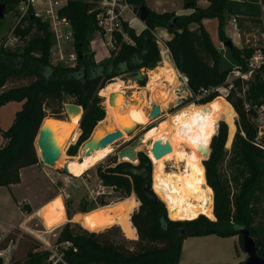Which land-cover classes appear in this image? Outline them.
<instances>
[{
  "label": "trees",
  "instance_id": "1",
  "mask_svg": "<svg viewBox=\"0 0 264 264\" xmlns=\"http://www.w3.org/2000/svg\"><path fill=\"white\" fill-rule=\"evenodd\" d=\"M198 1L201 0H184L186 8L193 10L189 16L151 11L145 22L147 29L139 34L125 22L123 30L134 44L126 43L124 36L116 33L114 40L117 51H113V59L102 66H96L87 55L89 38L99 31L97 11L90 0H68L60 12L72 23L78 55L75 67L53 65L51 49L54 42L48 25L32 15L24 17L15 31L17 36L29 38L23 50H3L0 40V108L9 102H24L13 126L3 133L5 145L0 149V187L20 184V170L39 164L36 138L40 126L47 117L65 120L67 103L80 106L84 111L80 123L81 135L79 137L78 131L79 139L68 151L70 156H77L80 147L89 140L95 127L106 118L100 91L109 84L122 81L114 80L116 78L124 80L128 74L141 69L155 70L157 63L161 62L160 48L152 34L157 27L166 29L171 35L166 45L177 69L188 77L192 91L197 93L201 89L225 84L232 69L223 68L221 54L203 20H218L220 42L226 43L225 13L233 10L232 3L228 0H208L210 7L205 11L197 9ZM128 2L139 16L145 0ZM3 4L6 5V15L18 8L20 0H0V5ZM3 20H0V35ZM21 23L27 24L25 29L20 28ZM229 48L237 66L247 72V61L254 49H239L233 44ZM78 73L82 78H78ZM94 74L98 75L93 77ZM137 83L140 87H145L147 81ZM239 88L241 89L240 85ZM263 96L264 84L259 83L249 99L254 104L262 105L264 101L258 98ZM218 98V95H212L200 104L207 105ZM69 100L71 101L68 102ZM228 100L243 121L246 139L239 137L233 156L237 161L233 177L236 194L231 199L228 181L223 177V148L227 141V126L220 121V115H217L213 126L214 136L218 123H221L217 135L212 137L213 141L211 139L210 156L204 162L205 158L201 160L206 184L214 192L215 220L200 215L190 221H172L166 205L152 188V160L143 152L138 154V165L127 161L118 162L116 158L113 167L106 170L98 168L100 180L105 187L114 188L120 193L121 201L133 194L140 200L129 198V210L119 211L110 229L117 230L124 224L129 225L138 239L131 243L119 241L108 233H95L107 230V226L101 230L102 222L93 232L82 229L78 224L73 227L69 222L58 238V243L72 244V247L63 252V260L67 264H180L183 244L187 238L207 235L238 237L242 248L241 229L248 230L258 240L259 255L264 259V235L254 227L255 216L264 201V151L256 146L257 130L246 123L247 115L242 99L231 93ZM262 139L264 144V135ZM147 185L150 186L149 191L146 190ZM108 205L110 204L101 198L100 207ZM95 209L97 207L83 209L75 214H87ZM73 216L68 212L69 220ZM77 228L81 234H77ZM14 234L15 230L8 234L2 245L3 249L16 239ZM18 252L19 246L12 254L11 264H52L48 261V254L38 251V247H34L22 261L16 260Z\"/></svg>",
  "mask_w": 264,
  "mask_h": 264
},
{
  "label": "rangeland",
  "instance_id": "2",
  "mask_svg": "<svg viewBox=\"0 0 264 264\" xmlns=\"http://www.w3.org/2000/svg\"><path fill=\"white\" fill-rule=\"evenodd\" d=\"M203 1V0H202ZM206 1V0H205ZM230 3H232L233 10L226 11L225 13V35L228 38V41H232V44L239 48H245L250 47L254 49V52L250 59L247 61L248 65V71H249V64L252 61L253 56L256 54L258 50H261V55L264 57V0H228ZM197 2V9L198 10H207L210 7V3L208 0L206 2ZM20 6V5H19ZM16 8L14 11L8 12L5 15V19L3 20V28L1 33V44L2 49L15 52L23 50V48L26 46L28 41V36L26 37H20L19 45L14 49H5L3 48L4 44L7 41L8 35L11 34V32L16 31V28L20 24V8ZM145 6H147L151 11L153 12H160V13H175L177 16H181V14H184L188 11V9L185 6L184 0H145ZM208 22L207 24V30L211 36L212 41L215 45L218 46V51L221 54L222 57V65L224 69L231 68V72L234 69H241L237 66V63L232 55V52L230 51L229 46L224 44V49H222V45L220 44V38L218 34V20L207 18L204 19ZM236 20V23L235 21ZM25 23H21V29L26 28ZM145 27L143 30L147 29V25L143 26ZM130 28H133L129 24ZM195 28L196 26H192ZM137 34L141 33L138 32L135 28H133ZM162 30L167 32L166 29L157 27L153 32L157 33L159 36L163 38ZM168 33V32H167ZM16 35V34H15ZM170 35V34H169ZM109 39V37H106L104 39L101 36L100 31L94 32L90 38H89V47L87 48V55L89 59L96 65V66H102L105 65L108 61L112 60V53L113 51H110V55H106L107 57L104 58V54H107L106 51L109 52V48L106 46V42ZM164 39V38H163ZM124 40L126 43L130 42L132 45L134 44L132 40L127 36V34L124 32ZM65 54L68 55L70 53H77L75 45H65L64 46ZM104 50V51H103ZM77 64V63H76ZM162 65V64H161ZM159 65V66H161ZM157 66V68L159 67ZM156 68V69H157ZM145 76H147V84L150 82V73L151 70L141 69ZM242 70V69H241ZM262 70V72H261ZM243 71V70H242ZM114 80H122L118 83H112L109 84L104 90L100 91L101 97L104 99L103 106L105 109V112H108L109 105V98L112 93L116 92H122L126 96V100L124 105L139 108L144 104L142 101H139L137 99L141 98V96L136 92L138 91V88H147V84L145 87H140L137 84V81H133L132 79H122L121 77L116 78ZM136 83V85H135ZM264 84V66H261L260 68H256L253 71V74L249 81H246L245 83H242L241 80H237L235 82L236 89L238 91L243 90L244 92V98L242 99L243 104L245 106L246 111V123L257 130V137H256V146L262 149L264 151V144H262L263 141V134H260V128L264 125V112H262L261 108L264 107V103L262 105H257L252 102V100L249 99V95L252 93L253 89L259 84ZM117 84H120L123 86V88L126 87V89H122L120 91H116L115 86ZM239 85L241 89L239 88ZM134 87V89H131ZM137 87V88H136ZM130 88V89H129ZM151 91L152 89L149 88ZM133 91V93H132ZM152 92V91H151ZM236 94V92H233ZM139 98H138V95ZM152 96V94H151ZM223 99L224 101L229 103L228 99H225L224 97H219ZM258 99H262L264 101V96L260 97ZM217 100V99H216ZM69 100L68 102H70ZM172 101V100H171ZM69 104V103H67ZM230 104V103H229ZM231 105V104H230ZM146 106L148 107V104L146 103ZM195 107L203 106L202 104L196 105H190ZM147 107H145L147 110H149ZM141 108V107H140ZM177 111L174 109H169L167 113L163 115L159 120L157 121H151L145 126H140L139 129H137L131 136H129L127 133H125V138L119 140L114 145L108 147V149L101 154L98 160L96 159H90L87 160L86 163H89L87 169L80 173L78 170V176H74L71 174H66L63 171V165L64 163L71 160V166L76 164L75 160L78 158L79 160H84L81 158L82 153V146L80 147L78 154L76 157H72L69 155L68 151L70 149V146H74L73 144L76 142L79 137L78 131H80L81 135V129L80 125H78V129L72 133L71 138L67 145L64 147V154L62 157V163L54 168H47L43 165L41 159L39 158V167L34 173L32 185H36L37 190H34L32 192V203L35 199H43L47 194H49L48 202L54 201L48 206V211L50 217L56 221L57 219L64 217V222L61 223V225H58L57 223H51L49 220V224L51 227H55L52 229H48L45 225L43 220L36 216L34 219H32V222H28V225L25 226L22 229H15V236L16 239L12 241V251L14 252L15 249H17V246H19V252L17 254L16 260L22 261L26 258L27 254L31 252V250L34 249V247H38V251L45 252L48 254V261L51 263L56 264H67L65 261H61L63 259V252L67 249L65 243H58V238L63 230L64 226L69 223L66 220V213L68 215V212L72 215L76 212H79L83 209H92L94 207H97V209L87 213V214H77L74 217V220L71 222L72 226L74 227L75 224H78L82 229L88 230L89 232H93L99 223H101L102 226H100L101 230H103L104 226H107L106 231H100L95 233H108L116 237L119 241H136L138 239L134 236L132 233V229L129 225H122L120 229H110L113 226L114 221L117 219V213L122 210H129L130 204H129V198L135 197L138 198L137 195L133 194L131 197L121 201L120 193L116 192L114 188L111 187H105L100 180L98 176V168H102L103 170L108 169L109 167H113L114 161L117 158L118 160V153L122 151L128 144L132 143L133 141L138 140L140 137L144 138V143L142 144L141 148L138 149V152H144L148 149V147L151 146L152 143V137L150 135V132L152 129L156 128L159 125V122L168 120L170 115L175 114ZM84 114V113H83ZM217 115H220L221 122H224L227 126V141L225 144V147L223 148L225 158L223 160V177L228 181L229 191L231 193V199H233L234 194H236V184L233 180V177L235 175V168L237 167L235 163L237 162L236 159L233 157L235 150L237 149L239 137H243L246 139V134L244 133V124L242 119L239 117V115L236 113L231 114L228 111H225L223 109H220ZM217 115L214 121L213 126L215 125L217 121ZM75 116V115H74ZM108 116V113L106 114ZM68 117L66 110L64 114V118ZM49 118V117H48ZM106 119V118H105ZM104 119V120H105ZM82 120V118H81ZM103 120V121H104ZM102 121V122H103ZM100 122L94 129V132L92 133L89 140L93 137L94 133L96 132L97 128L102 123ZM219 122V121H218ZM217 125L215 136L218 133L219 125ZM81 123V121H80ZM228 123V124H227ZM230 127V136H229V127ZM212 132V137L214 136V127ZM151 128V129H150ZM119 129V128H118ZM150 129V130H149ZM149 130V131H148ZM214 136V137H215ZM210 138V141L207 145V150L209 148L210 142L212 143L213 139ZM213 137V138H214ZM212 139V141H211ZM188 151H190L189 148H187ZM149 154V153H148ZM81 156V157H80ZM149 158L152 160L153 165V183L152 188L154 193L157 195V197L166 205L168 213L169 207L166 204L165 196L160 195L159 193L155 192V177L158 175L162 170L164 169V166H166L164 173L162 174V179L164 183H174L178 180V176L172 168H179L178 162L174 160V163L169 164H163L160 165L157 169L156 162H154L153 158L149 154ZM203 162L207 159L204 156L200 157ZM119 162V160H118ZM63 164V165H62ZM139 161L135 164L138 165ZM177 166H176V165ZM183 167V164L181 168ZM157 171V172H156ZM27 187H23L22 192H20V198L23 196L29 195L31 193L25 191ZM178 186H175L173 188L177 189ZM213 192V191H212ZM61 197V198H58ZM213 214H214V192H213ZM58 198V199H56ZM103 198L105 202H108L110 205L105 207H100V200ZM139 199V198H138ZM140 200V199H139ZM141 202V201H140ZM20 210L23 212V218L27 219L25 215L30 214L32 211L31 205L27 203L19 204ZM260 210L259 213L255 216V226L261 233L264 235V201L260 204ZM141 208V207H140ZM2 215L6 219V222H17L22 219L21 213L16 205L12 206H5L2 210ZM203 215V214H202ZM200 216V215H199ZM206 216V215H204ZM207 217V216H206ZM215 217V216H214ZM115 218L114 220H112ZM170 218V216H169ZM171 219V218H170ZM184 220V219H181ZM29 221V220H28ZM173 221V220H172ZM13 230V229H12ZM11 230V231H12ZM77 234H81L82 232L76 229ZM3 233V230H0ZM10 231V232H11ZM14 231V230H13ZM132 243V242H131ZM225 243L224 249L226 250H233L235 247H233V244H230V242ZM237 250L240 255H245L244 261L242 263H245L247 260V255L244 252L243 248H241L240 243L236 242ZM209 250V248H207ZM206 252L204 251V257L206 256ZM209 254L212 252L208 251ZM8 254L5 257L4 264H8ZM60 261V262H59ZM237 260L233 259L230 262L227 263H236ZM194 264H210L208 262H205V260L198 261Z\"/></svg>",
  "mask_w": 264,
  "mask_h": 264
},
{
  "label": "bare ground",
  "instance_id": "3",
  "mask_svg": "<svg viewBox=\"0 0 264 264\" xmlns=\"http://www.w3.org/2000/svg\"><path fill=\"white\" fill-rule=\"evenodd\" d=\"M142 77L144 76L142 75ZM167 83L170 85L169 92L167 90ZM177 85L176 73L166 58L161 66L152 70L150 73V82L146 88L150 92V96L147 97L145 91H142V98H139L137 94L139 98L137 100L144 103L140 106L141 108L124 105L126 97L122 92L112 93L109 98L110 106L107 108L108 116H106V119L97 128L89 142L83 145L81 158L85 160L90 158L98 160L101 156L100 153L112 146L110 145L104 149H100L98 148L99 141L107 133L120 128V124L134 129L137 125L145 126L151 122L145 108L147 107L146 103L148 104V100L159 105L162 110L166 109L173 99V92ZM149 88L152 89V92ZM115 89L116 91H120L126 89V87L123 88V86L117 84ZM131 89H134V87ZM190 105L170 115L168 120L159 122V125L150 132L152 143L147 151L154 162H156L157 169L160 165L173 162L174 160L178 162V166L180 165L179 168H176L179 173L178 180L169 184H165L162 179V174L166 168L164 166L162 172L155 177V192L163 195V198L165 196L164 201L169 207V216L173 221H190L198 218L202 214L211 220H215L212 209L213 192L206 184L205 170L200 162V157L206 154L207 145L212 137V126L220 109L228 111L231 114L235 113V110L228 102L221 98L200 107ZM82 115L83 112L77 113L69 121L50 120L49 123L55 127L54 133L52 134L60 144L61 157L57 161L56 167L62 163L64 147L69 142L72 133H74L80 124ZM156 141L169 144L172 151L161 159H155L151 150L153 143ZM86 152H91V155L85 157ZM182 164L183 167L181 168ZM88 165L89 163L85 162L84 165L76 163L71 166V162L68 161L64 167L68 166L69 173L78 176L76 170L83 173ZM175 186H178L177 189L173 188Z\"/></svg>",
  "mask_w": 264,
  "mask_h": 264
},
{
  "label": "built area",
  "instance_id": "4",
  "mask_svg": "<svg viewBox=\"0 0 264 264\" xmlns=\"http://www.w3.org/2000/svg\"><path fill=\"white\" fill-rule=\"evenodd\" d=\"M67 2L68 0H20L19 8L21 12L19 20L21 21L24 17L32 15V17L47 24L54 42L51 49V63L53 65L75 67L78 61L77 53H70L66 55L64 50L65 45H75L72 23L68 18L63 17L60 13L63 7L67 5ZM90 2L94 5L95 11H97V22L101 36L104 39L109 37L106 42V46L109 48V51H117L114 36L116 33H120L124 36L123 24L125 22L130 23L126 18V15L131 13L136 17L133 6L128 2V0H90ZM234 21L236 23V20ZM152 34L154 35L160 48L161 62L163 63V61L167 58V60L173 66L178 80V85L173 92V99L166 109H161L160 118L163 117V115L167 113L169 109L179 111L190 104H200L205 98H208L212 95H218L219 97L221 96L225 99H228L231 93L236 92V95L243 99L244 92L243 90L238 91V89H236L235 82L237 80H241L242 83L249 81L254 69L264 66V57L261 55V50H258L249 64V71L244 72L241 69H234L228 75L225 84L218 87L201 89L199 92L195 93L190 88L188 77L179 71L175 66L171 51L167 47L164 39L153 31ZM20 39L21 38L15 35L14 32H11V34L8 35L7 41L3 48H16L19 45ZM220 44L222 45V49H224V44ZM167 85V90L169 92L170 85L168 83ZM139 90L145 91L146 89L140 88ZM155 106L159 105H156L155 103L151 102V100H148L149 110H152V108ZM261 110L264 112V107H262ZM259 132L260 134H263L264 125L260 128ZM15 229L16 227L13 228V230ZM9 233H2L0 231V259L3 260V264L7 254L9 260L8 264H11L13 254L12 245H10V243L12 244V241L9 242L7 248H2V245L5 244ZM65 245L67 246L66 248L72 247L70 242H65ZM61 261L64 260L61 259ZM52 264L56 263L53 262Z\"/></svg>",
  "mask_w": 264,
  "mask_h": 264
},
{
  "label": "crops",
  "instance_id": "5",
  "mask_svg": "<svg viewBox=\"0 0 264 264\" xmlns=\"http://www.w3.org/2000/svg\"><path fill=\"white\" fill-rule=\"evenodd\" d=\"M206 1L201 0V2H206ZM201 2H199V3H201ZM156 13L162 14L160 12H156ZM192 13H193V10L188 9V11L184 14H181V16H189ZM126 18H127L128 22H130L129 24L131 26H133V28H135L138 32H141V30H143L145 28V27H142L141 24H143V26H145V23L140 20L139 16L136 15V17H135V15L128 13L126 15ZM208 22H210V21L203 20V24L205 25L206 29H207ZM161 32L163 34V38H164L165 42H167L171 39V35H169V33L165 32L164 30H162ZM217 48H218V46H217ZM106 53L107 54H104L105 55L104 58L107 57L106 55H110V51L109 52L106 51ZM135 85H136V83H135ZM136 92L142 98L143 92L140 91L139 89H138V91L136 90ZM146 92H147V97H149L150 92L147 89L145 90V93ZM132 93H133V91H132ZM23 105H24V102H9L0 108V149L5 145L3 133L7 132L13 126V124L16 120L17 114L23 109ZM139 126H141V125H139ZM79 130H80V128H79ZM79 137H80V134H79ZM75 144H76V142L73 145H75ZM127 146H129V144ZM74 157H76V156H74ZM84 160H81V159L79 160L78 158H76L73 161H76L80 165H84L85 162H87V160H85V161ZM70 162H71V160H70ZM66 163H64V165ZM170 163H174V162H170ZM167 164H169V163H167ZM64 165H63V167H64ZM38 167H39V164L36 166L21 169L20 170V178H21L20 184L11 185L10 187H0V228L3 230V233H9L15 227L17 229L24 228L25 226L28 225V222H30V220L32 222V219H34L36 216L40 217L43 220L44 225L48 229L55 228V227H51V225L49 224V221L51 223H57L58 225H61V223L65 221L63 216L61 218L57 219L56 221H54L50 217L49 211H48V206L55 199L53 201L48 202L49 200H47V199H48L49 194H47L43 199H38V198L35 199L34 202L32 203V200H33L31 198L32 192H34V190H37V188H36V185H32L31 181H33L34 173ZM176 168L177 167L172 168V169L175 170L177 176L179 177V173H178V170ZM26 182H27V187H26L25 191H27L31 194L23 196L22 198H20V192H22L20 190H22L23 187L26 186ZM165 184H167V183H165ZM58 198H61V197H58ZM58 198H56V199H58ZM24 202L25 203L28 202L32 207V211L30 212V214L25 215L27 219L23 218V212L20 210V207H19V204L21 205ZM12 205H16L18 207V209L21 213L22 219L20 221H17V222H13V221L6 222V219L2 215V213H3L2 210L5 206H12ZM76 215L77 214H74L72 220H69V217L66 213V219H67L66 221L72 222ZM230 241H231L230 244H233V247H235V249H233V250L224 249L223 247H224L225 243L228 244L227 242H230ZM236 242H239L238 237L222 238V237H219L217 235L189 237L184 241L183 253H182L180 264H194V263H197L198 261H201V260H205V262H208L210 264H222V263L230 262L233 259L237 260V262L234 264H239L245 260L244 259L245 255H240L238 253ZM207 248H209V250H207ZM204 251H207L206 256H208V257H204ZM208 251H210L212 253L209 254Z\"/></svg>",
  "mask_w": 264,
  "mask_h": 264
},
{
  "label": "water",
  "instance_id": "6",
  "mask_svg": "<svg viewBox=\"0 0 264 264\" xmlns=\"http://www.w3.org/2000/svg\"><path fill=\"white\" fill-rule=\"evenodd\" d=\"M5 12H6V5H0V20H3L5 18ZM151 10L147 6H142L140 8V15L139 18L142 22H146ZM232 44V41H228L226 43L227 46H230ZM162 62H158L157 66L161 65ZM97 76L98 74H94L93 77ZM142 75L144 77H142ZM78 78H82L81 74H77ZM86 75L84 74V77ZM126 79H132L133 81H147V76L144 75L142 70H139L135 73L128 74L126 76ZM66 113L68 117L66 120H71L74 115L77 113H84L83 108L77 105L73 104H67L65 106ZM147 115L149 116L151 121H157L160 119V112L161 108L159 106H155L152 108V110H146ZM83 117V115H82ZM50 120H59L56 118H45L40 126V129L38 131V135L36 138V147L38 150L39 157L43 163V165L47 168H54L56 167L57 161L61 157L60 152V144L58 140L55 138V136L52 134L54 133L55 127L51 125L49 122ZM139 125H137L134 129L131 127L125 126L120 124V128L116 131L107 133L98 143V148L104 149L107 146L114 145L116 142L124 138V134L127 133L129 136H131L137 129H139ZM143 137H140L138 140L133 141L129 146L124 148L122 151L118 153V160L119 162L127 161L132 164H136L138 162V149L143 144ZM89 142L86 141L83 145L87 144ZM83 147V146H82ZM172 151V148L169 144H163L161 141H156L153 143L152 147V154L155 157V159H161L168 153ZM149 157L148 151L145 150L143 152ZM91 155V152H86L85 157H88ZM210 156V148L209 151H206L205 157L208 159ZM128 159V160H125ZM206 159V160H207ZM64 173H69L68 166H65L63 168ZM146 190H150V186L147 185ZM169 215V213H168ZM240 234L242 236L243 245L242 248L244 252L247 255V260L243 264H264V259L259 255V244L258 240L254 238L251 233L248 230L241 229ZM0 264H3V260L0 259Z\"/></svg>",
  "mask_w": 264,
  "mask_h": 264
}]
</instances>
